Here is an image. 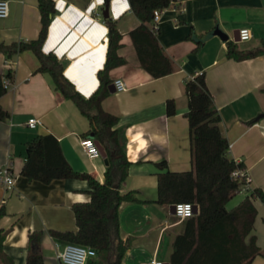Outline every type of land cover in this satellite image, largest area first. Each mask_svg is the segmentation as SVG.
Wrapping results in <instances>:
<instances>
[{
    "label": "crops",
    "instance_id": "1",
    "mask_svg": "<svg viewBox=\"0 0 264 264\" xmlns=\"http://www.w3.org/2000/svg\"><path fill=\"white\" fill-rule=\"evenodd\" d=\"M8 3V15L0 18V41L35 38L40 27L37 0ZM54 4L42 50L56 54L64 65L63 74L87 96L98 85L97 72L106 57L103 0H54ZM175 5L176 10L161 13L156 30L171 71L155 78L141 67L130 37V30L140 20L129 1L108 3V14L121 34L117 53L125 60L110 69L109 76L111 84L122 79L125 88L109 90L101 106L117 116L115 127L123 134L130 161L120 191L135 190L141 199L122 201L117 207L118 234L128 243L120 264H145L151 258L169 264L175 237L184 230L186 218L175 215L171 204L154 201L157 173L163 171L156 164L165 160L170 170L191 168L184 81L194 73L205 74L220 115V131L228 141V155L243 163L250 189L257 187L264 193V53L239 60L228 58L225 40L213 32L220 29L226 40L241 49L259 46L264 40V0H175ZM242 27L251 31L250 39L245 40L250 41L248 45L233 38ZM197 39L202 43L195 50ZM38 64L29 49L12 59L0 51V73L9 68L13 75L0 97V104L10 112L9 118L0 120V167L7 165L14 176L12 188L0 185V206L5 209L0 228L7 230L2 249L13 264H25L28 235L33 231L41 233L44 264H63L58 253L65 241L52 237L49 229L75 230L72 204L90 198L85 179L55 178L44 183L21 174L27 140L51 133L73 169L88 172L100 182L105 179L104 158L88 156L80 142L89 129L88 119L54 87L48 73L34 71ZM169 98L175 102L172 115L166 114ZM29 117L39 119L40 124L29 127ZM249 193L238 192L226 208L231 209ZM253 200L257 212L252 233L264 252V203ZM250 264H264V256L256 255Z\"/></svg>",
    "mask_w": 264,
    "mask_h": 264
},
{
    "label": "trees",
    "instance_id": "2",
    "mask_svg": "<svg viewBox=\"0 0 264 264\" xmlns=\"http://www.w3.org/2000/svg\"><path fill=\"white\" fill-rule=\"evenodd\" d=\"M110 0H103L102 10ZM131 11L140 23L130 30L139 63L152 77H160L171 71L170 59L165 55L152 29L153 10L162 9L171 0H128ZM40 27L35 38L29 40L0 41V51L7 59L29 49L37 56L36 72L48 73L54 87L64 97L71 99L89 121V129L83 136H93L106 152V168L102 182L88 172L73 169L64 157L57 138L51 133L35 136L25 143V159L21 174L28 179L50 182L55 178H79L87 180L90 198L74 202L72 210L75 230L49 229L52 237L65 242H76L93 247L98 256L89 259V264H120L128 243L119 237L117 207L122 201H141L135 190L121 192L126 180L130 161L126 157L124 137L115 127L117 116L105 111L102 99L109 93V71L124 63L117 53L121 34L116 21L109 15L104 18L107 26V49L103 66L97 72L98 85L89 95L77 91L63 74L64 65L52 51L44 52L42 45L47 36L48 25L55 13L54 0H37ZM202 41L196 40V49ZM225 56L244 59L264 53V40L252 49H241L236 42L225 40ZM11 69L0 73V97L5 93L3 79H12ZM205 81L204 72L194 73L184 81L187 99L185 116L189 127L191 168L175 171L166 166V161L157 162L163 171L157 173L155 202L174 204L188 201L197 204V211L186 218L182 233L176 235L169 264H250L256 255L264 252L257 246L252 233L256 208L253 199L264 203V193L253 188L243 200L231 209L227 202L245 184L242 176L232 177V172L243 168L241 161L228 155V141L219 127L220 115ZM175 112L172 98L166 100V114ZM10 117V112L0 104V120ZM5 209L0 206V218ZM7 230L0 228V264H13L2 249ZM40 231L28 235L25 264H44L40 248Z\"/></svg>",
    "mask_w": 264,
    "mask_h": 264
},
{
    "label": "built area",
    "instance_id": "3",
    "mask_svg": "<svg viewBox=\"0 0 264 264\" xmlns=\"http://www.w3.org/2000/svg\"><path fill=\"white\" fill-rule=\"evenodd\" d=\"M166 9L176 10L177 6L175 5V0H171L169 5L162 9H154L153 16L151 20V27L154 30H157V22L160 19L161 13ZM9 12V3L8 0H0V18L6 17ZM239 40L245 41L250 39L251 31L247 27H242L238 30ZM4 87H8L11 83V79L4 77L3 79ZM115 89L120 91L125 88L124 82L122 79H114L113 81ZM40 124V120L35 117H29L27 119V125L29 127H35ZM264 135V125L262 128ZM81 145L85 149V152L90 157L100 156L98 146L96 145L95 139L86 136L81 139ZM242 176L245 179V184L242 186V190L250 191V177L246 173L244 167L237 168L232 172V177ZM14 184V176L10 168L6 165L0 167V185L6 189L12 188ZM193 206L194 203L188 201L176 202L174 203V213L180 218H187L193 215ZM97 256L96 250L85 244H80L76 242H65L58 253V258L63 264H87L89 259ZM145 264H164L161 259L151 258L145 262Z\"/></svg>",
    "mask_w": 264,
    "mask_h": 264
},
{
    "label": "water",
    "instance_id": "4",
    "mask_svg": "<svg viewBox=\"0 0 264 264\" xmlns=\"http://www.w3.org/2000/svg\"><path fill=\"white\" fill-rule=\"evenodd\" d=\"M108 4L105 5L104 9L102 10V15L103 17H107L109 14H108ZM213 32H215V34H218L222 39L226 40L227 39V35L226 33H224L223 31H221L220 29H216L214 30ZM238 32V31H237ZM234 40L238 41L239 40V37L238 35L234 34ZM109 90L113 91L115 90V86H114V83L113 84H110L109 86ZM96 142V145L98 146V149H99V152H100V155L105 158L106 157V152L104 150V147L97 141L95 140ZM173 209H174V204H171L170 205ZM197 211V204H194L193 206V214H195ZM164 264H168L167 262H165Z\"/></svg>",
    "mask_w": 264,
    "mask_h": 264
},
{
    "label": "rangeland",
    "instance_id": "5",
    "mask_svg": "<svg viewBox=\"0 0 264 264\" xmlns=\"http://www.w3.org/2000/svg\"><path fill=\"white\" fill-rule=\"evenodd\" d=\"M249 43H250V41H242L241 45H248ZM97 256H98V254H97Z\"/></svg>",
    "mask_w": 264,
    "mask_h": 264
}]
</instances>
